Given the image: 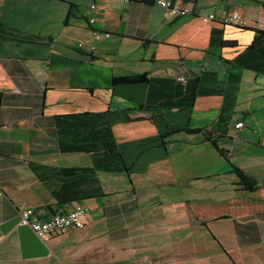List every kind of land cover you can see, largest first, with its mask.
<instances>
[{
	"label": "crops",
	"instance_id": "crops-1",
	"mask_svg": "<svg viewBox=\"0 0 264 264\" xmlns=\"http://www.w3.org/2000/svg\"><path fill=\"white\" fill-rule=\"evenodd\" d=\"M171 1L0 0V264H264V0Z\"/></svg>",
	"mask_w": 264,
	"mask_h": 264
},
{
	"label": "built area",
	"instance_id": "built-area-1",
	"mask_svg": "<svg viewBox=\"0 0 264 264\" xmlns=\"http://www.w3.org/2000/svg\"><path fill=\"white\" fill-rule=\"evenodd\" d=\"M157 5L164 10L165 16L167 17L192 14V8L189 5L175 4L171 0H157ZM90 10L94 12L96 6H90ZM201 19L204 22L218 21L221 24L236 26L240 29L248 26V20L242 14L235 12L223 15L219 19H217L215 13H209L202 16ZM95 22V17L89 19L90 26H93ZM261 32L264 34V24L261 28ZM92 36L93 43L86 46L84 42L79 41L76 44L77 48L93 52L96 50L95 43L111 37V33L94 28L92 30ZM181 79L183 80V78ZM243 125V122H239L235 127L236 129H241ZM88 209L87 205L77 204L74 207L60 210L52 214L49 218H44L40 212L33 208H27L20 213L19 225L29 227L39 239L48 241L51 238L63 235L69 230L84 228L86 225V216L89 211Z\"/></svg>",
	"mask_w": 264,
	"mask_h": 264
},
{
	"label": "trees",
	"instance_id": "trees-1",
	"mask_svg": "<svg viewBox=\"0 0 264 264\" xmlns=\"http://www.w3.org/2000/svg\"><path fill=\"white\" fill-rule=\"evenodd\" d=\"M146 81H147L146 74L119 76V77H114L113 79V83L116 85L118 84H138V83H144ZM199 131L200 130H193V131H188V132L198 133ZM213 143L215 144V142ZM234 171L238 173V175L243 179L248 189H257L261 185L258 181L244 176L238 169L234 168ZM262 184H264V181Z\"/></svg>",
	"mask_w": 264,
	"mask_h": 264
}]
</instances>
